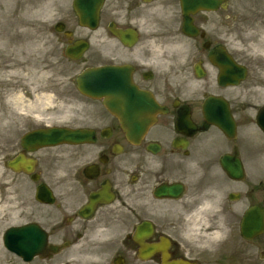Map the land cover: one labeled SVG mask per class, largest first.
Wrapping results in <instances>:
<instances>
[{"label": "flooded vegetation", "instance_id": "1", "mask_svg": "<svg viewBox=\"0 0 264 264\" xmlns=\"http://www.w3.org/2000/svg\"><path fill=\"white\" fill-rule=\"evenodd\" d=\"M10 1L0 0V27ZM208 1L186 16L182 0H114L108 15L101 10L104 35L111 22L137 31L132 47L117 39L115 64L158 107L143 114L153 121L134 138L123 114L77 89V74L66 83L73 90H57L51 102L71 109L49 124L89 138L26 148L23 137L46 125L13 127L10 97H0V264H264V130L255 117L264 101L253 103L264 96V0ZM67 17L48 36L39 27L32 38L20 27L24 36L7 44L15 47L11 58H25L38 45L23 41L45 33L51 71L60 50L82 64L80 72L113 64L89 60V29L70 26ZM6 33L0 28V38ZM81 40L89 48L73 59L68 49ZM3 55L0 64H16ZM237 65L238 74L245 70L238 86ZM23 77L24 84L36 78ZM243 85L251 102L242 115L236 92ZM246 216L252 219L244 225ZM12 227L21 228L20 255L5 246Z\"/></svg>", "mask_w": 264, "mask_h": 264}, {"label": "rangeland", "instance_id": "2", "mask_svg": "<svg viewBox=\"0 0 264 264\" xmlns=\"http://www.w3.org/2000/svg\"><path fill=\"white\" fill-rule=\"evenodd\" d=\"M72 0H11L12 7L9 12V20L6 24H3L0 28L9 32V36L4 34L2 40L0 41V52L6 55H3L6 63L11 60V64L16 63L14 66H11L13 69L12 72H8L3 81L0 82V97H7L14 94L16 87L22 86L23 88L19 93L26 91H33L35 86L40 87L36 90V93H43L46 96H51L52 101H56L54 94L62 90L72 91L74 85L71 84V87L67 86L68 77L71 75L76 76L80 72L82 64L71 63L69 62L62 54L60 50V57L58 62V67L53 71L50 69V65L53 61L52 59V48L48 44V40L42 37L40 41H23L27 42V47H31L30 44L38 45V48L28 49L27 56L23 59L18 57L11 58L12 50L15 48L13 46H7L9 42H13L15 35L19 33V28L26 26L30 30L32 38L35 36V31L37 28H44V32L47 33L49 27L53 26L55 20L59 18H68L65 14H70V20L74 18V13L72 11ZM23 3L24 6L21 10H17V6ZM117 7V3L114 0H108L105 5L104 14L108 15L109 12L114 10ZM108 19L103 20L102 26H105V23ZM70 26L73 25V21L69 23ZM74 27V25H73ZM105 31L101 28L95 32H89L92 38L91 50L89 52V60L97 62H117L118 59V48L117 41L111 37L108 33L103 34ZM15 33V34H14ZM19 36H21L19 34ZM24 36V35H22ZM10 37V38H9ZM29 37V36H28ZM31 37V36H30ZM29 37V38H30ZM12 49V50H10ZM8 55V56H7ZM31 56V59H30ZM33 57V58H32ZM43 60V61H42ZM24 74L34 75L36 78L31 81L27 79L24 84L25 78ZM57 75V78L53 79V76ZM54 82V83H53ZM32 86V87H31ZM28 93V94H27ZM26 96L28 100H25L24 105L15 106L14 103L11 104L10 111V120L11 124L14 127L16 124L22 126L23 123H32L36 122L34 120L35 113L42 112L41 114L44 117H53L58 114H63L71 109L69 106L60 105L59 109L41 106L40 101L35 100L34 95H30V92H27ZM236 102L237 106L240 109V113L243 115L247 112L245 110L246 106L250 104V100L246 96V87L245 85L237 89ZM25 94V92H24ZM262 94V93H261ZM258 100L253 101L254 104H261L264 101L263 94H257ZM59 101V99H58ZM60 103H62L60 101ZM36 107V108H34ZM3 261V259H2ZM2 264V263H1Z\"/></svg>", "mask_w": 264, "mask_h": 264}, {"label": "water", "instance_id": "3", "mask_svg": "<svg viewBox=\"0 0 264 264\" xmlns=\"http://www.w3.org/2000/svg\"><path fill=\"white\" fill-rule=\"evenodd\" d=\"M103 0H75L74 8L80 17L81 24L89 25L94 28L98 23V13ZM114 33L121 35L123 41L132 44L134 42L135 32L133 30L116 31ZM79 89L94 97H104L106 106L118 113L119 101L123 100L125 104V111L128 112H141L143 107L148 109L152 108L153 102L149 96L135 87H131L128 83L129 78L122 69L116 66H106L95 69H89L82 73L78 79ZM139 109V110H138ZM122 110V109H121ZM261 115V116H260ZM259 115L260 122L264 125L263 111ZM132 121V119H131ZM142 131L132 130L131 133H141ZM87 137L85 134L70 131L64 128L53 127L47 130H40L29 137V141L36 142L40 145L56 144L63 141H71L75 138ZM252 217L248 216L247 220ZM11 236L7 240L8 246L17 253L21 252L20 242L14 239V235H19V231L12 230Z\"/></svg>", "mask_w": 264, "mask_h": 264}, {"label": "bare ground", "instance_id": "4", "mask_svg": "<svg viewBox=\"0 0 264 264\" xmlns=\"http://www.w3.org/2000/svg\"><path fill=\"white\" fill-rule=\"evenodd\" d=\"M9 65L7 64H0V82L3 80V77L6 75V73L8 72V70L6 71V68H8ZM11 68V66L9 67ZM35 100H42L44 102V104H50L51 103V99L49 96H46L44 94L38 93L35 94ZM25 100L26 98H24V96L19 93V91L17 90V92H15L14 94L11 95L10 101L13 102L15 105L20 106V105H24L25 104ZM29 101V100H28ZM42 112H37L35 113L36 115H34L35 117H42Z\"/></svg>", "mask_w": 264, "mask_h": 264}]
</instances>
